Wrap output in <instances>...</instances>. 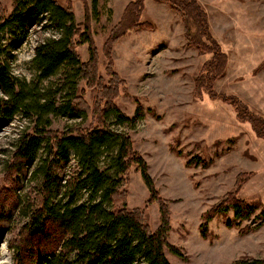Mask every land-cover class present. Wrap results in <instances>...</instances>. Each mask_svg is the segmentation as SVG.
<instances>
[{"label":"rangeland","instance_id":"1","mask_svg":"<svg viewBox=\"0 0 264 264\" xmlns=\"http://www.w3.org/2000/svg\"><path fill=\"white\" fill-rule=\"evenodd\" d=\"M72 6L73 21L89 27L99 54L100 73L106 74L104 46L112 27L134 0H57ZM205 7L213 34L228 55L226 73L214 82L223 95L235 96L251 110L264 116V0H199ZM140 19L151 30H131L112 47L114 70L125 86L116 103L122 113L133 117L141 105L143 117L134 125L119 124L109 116L110 128L129 134L134 148L148 163L159 194L170 200L171 231L168 241L181 256L166 250L172 264H235L240 259H264V222L256 230L242 233L234 225L233 212L215 215L206 236L201 233L202 215L236 188L239 174L251 173L241 186L239 196L255 207L251 220L264 210V139L256 136L251 125L237 119L228 102L204 93L194 96L195 78L211 55L199 56L187 45L183 23L164 2L144 0ZM7 12L12 0H0ZM95 6V7H94ZM61 32L45 15L34 25L27 39L16 49L8 48V59L15 76L30 81L36 74V47ZM82 60L89 57L88 45L77 47ZM13 56V57H12ZM61 78L57 75L52 81ZM80 87L85 84L80 83ZM2 95L0 91V96ZM95 91L84 88V96L93 105ZM52 128L86 127L92 119L51 116ZM32 126L17 114L0 130V199L5 210H13L11 219L0 220V264H13L15 252L9 244L26 218L28 203H39L35 179L26 170L7 178L15 145ZM72 164H75L72 158ZM101 166L107 161L101 157ZM76 165H69V168ZM74 169V168H73ZM127 206L143 210L152 229L160 223L159 206L149 204V192L140 171L132 166L127 176ZM6 194L7 196H5ZM16 203V206H15ZM10 214V212H9ZM137 264H143L138 262Z\"/></svg>","mask_w":264,"mask_h":264},{"label":"trees","instance_id":"2","mask_svg":"<svg viewBox=\"0 0 264 264\" xmlns=\"http://www.w3.org/2000/svg\"><path fill=\"white\" fill-rule=\"evenodd\" d=\"M143 1H131L111 29L103 53L108 62L106 81L100 73L99 54L89 27L73 21L69 3L12 0L10 12L0 3V130L17 114L32 122L15 145L6 175L12 185L13 176H21L26 170L40 180L39 203H28L22 212L26 220L9 244L15 252L13 264H172L166 250L182 255L168 241L172 228L170 200L159 194L148 163L134 148L131 136L113 130L107 122L109 116L116 115L119 124L134 125L144 115L141 105L133 117L119 109L116 101L125 81L114 70L111 55L114 43L129 31L153 28L140 19ZM157 1L179 15L187 45L199 56L211 55L195 78L194 96L207 93L228 102L237 119L249 123L256 136L264 139V116L235 96L214 89V82L226 73L228 55L212 32L203 4L199 0ZM45 15L61 34L46 38L36 47V76L30 81L20 79L12 71L8 48L22 45L30 29ZM83 44L88 45L86 61L77 51ZM57 75L61 78L52 81ZM82 82L96 93L91 106L84 96L85 87H80ZM90 114L92 119L86 127L52 128L51 116L88 120ZM101 157L107 161V168L101 166ZM70 164L76 166L69 168ZM132 166L140 171L148 189V203L159 206L160 223L156 229L146 221L143 210L127 206L125 188ZM250 176L251 173L239 174L235 190L203 213V236L215 215L229 211L235 223L228 222V226L234 225L242 233L261 227L264 210L257 214L258 222L251 220L241 226L255 214V207L238 193ZM5 203V198L0 199V220L9 222L13 210H5ZM2 226L0 237L7 229ZM234 263L264 264V259H240Z\"/></svg>","mask_w":264,"mask_h":264}]
</instances>
